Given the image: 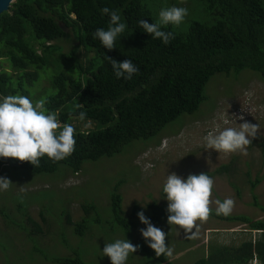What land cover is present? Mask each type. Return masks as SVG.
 <instances>
[{"label": "trees", "instance_id": "obj_1", "mask_svg": "<svg viewBox=\"0 0 264 264\" xmlns=\"http://www.w3.org/2000/svg\"><path fill=\"white\" fill-rule=\"evenodd\" d=\"M171 1L14 0L9 9L0 14V101L8 95H23L35 102L37 94L31 92L30 95L29 89L39 78L40 70L55 65V73L49 78L52 89L46 88L50 93L45 98L46 109L58 114L61 125L79 120L81 111L86 113L85 122L96 123L94 128L85 130L73 126L75 151L66 159L53 162L44 156L36 168L30 162L12 158L18 166L35 174H51L60 167L65 169L62 172L75 174L85 161L111 157L133 140L159 141L169 131L166 129L169 124L175 122L174 132L179 130L186 117H194L201 104L208 100L206 86L215 75L228 77L232 74L236 80L248 69L264 81V0H189L204 18L187 22L181 30L172 24L162 26V31L172 32L175 37L164 44L161 39H153L138 22L143 19L155 23L160 11L170 8ZM104 7L117 11L120 22L126 24L124 33L117 37L115 48L111 50L93 38L96 29L108 30L110 16L101 13ZM28 33L34 39H29ZM63 39L75 41L66 53L58 43ZM52 41L55 42L47 44ZM79 48L84 50L85 61L75 57ZM54 52L58 55L51 61ZM108 57L118 62L132 60L139 73L131 80L118 79ZM3 61L8 62L11 72L5 70ZM260 146L264 149V138ZM4 166H7V159L0 158V169ZM233 166L232 163L221 164L214 173L227 172ZM259 181V177L251 181V188ZM120 183L118 180L110 193L108 217L103 218L98 206L91 202L81 205L83 215L79 221L71 223L66 216L75 234L81 237L86 231L91 234L90 222L108 223V220L113 224L110 231L128 232L136 226L134 219H139L140 211H144L153 225L168 218V206L156 202L147 204L144 210L135 203L130 215H126L121 208L122 197L117 192ZM160 193L166 197L163 187ZM27 205H23L25 211L19 205L12 213L4 205L0 207V214L6 226H13V223L19 232L25 233L26 239L33 241V255L41 250L37 236L42 230L31 219ZM252 205L264 212V204H260L255 195ZM20 212V221H14ZM210 217L244 223L250 231H255L256 237L242 241L237 247H229L231 249L208 243L206 256L193 264H248L253 258L264 264V219L245 214L216 215L214 209ZM60 240L67 244L65 237ZM1 242L4 252L10 249L8 244L2 246ZM135 245L138 246L136 252L153 264H175L163 255L157 257L155 250L145 244ZM71 254L51 255L52 261L97 264L85 261L75 249Z\"/></svg>", "mask_w": 264, "mask_h": 264}, {"label": "rangeland", "instance_id": "obj_2", "mask_svg": "<svg viewBox=\"0 0 264 264\" xmlns=\"http://www.w3.org/2000/svg\"><path fill=\"white\" fill-rule=\"evenodd\" d=\"M172 6L188 9L184 21L176 26L180 30L184 29L187 22L204 18V14L189 0H184L183 3L181 0H172L170 7ZM27 37L34 39L30 33ZM58 43L62 47L61 51L66 53L75 41L63 39ZM37 51L40 52L39 49ZM57 55L54 52L50 60L53 61ZM75 57L85 61L84 50L79 48ZM62 65L67 67L63 62ZM3 67L11 72L8 62L3 61ZM54 68L40 70L39 78L34 82L33 88L29 89L30 95L31 92L37 94L35 102L45 100L50 94L46 88L51 87L49 78L54 75ZM258 77L248 69L243 70L236 80L232 74L228 77L213 76L205 90L208 100L201 104L205 108L200 106L194 117L187 116L179 130L174 132L175 122L169 124L166 128L169 131L159 141L133 140L111 157L103 156L96 161H85L81 170L75 174L62 172L65 170L62 167L51 174H35L20 166L1 167L0 177L10 179L12 184L9 190L0 191V207L5 205L12 213L19 205L25 211L23 205L28 203L27 212L42 232L37 236L41 250L32 255L33 241L26 239L25 233L19 232L13 223V226H6L0 214L1 245L10 246L6 252L0 247V264H58L52 261L51 255L71 256L73 249L87 262L111 264L110 258L104 256L102 251L106 243L121 239L129 240L134 245L149 246L140 231L142 228L146 229L147 225L137 218L134 219L137 220L136 226L128 232L119 229L110 231V226H113L110 220L108 223L90 222L88 230L91 234L86 231L82 237L75 234L71 224L66 221L67 215L71 223L79 221L83 215L81 205L85 202L94 203L103 218L108 217L110 193L118 180H121L117 189L122 197L121 208L126 215H130L135 203L143 210L151 202L168 206L166 197L160 192L167 176L173 172L186 179L190 174L212 171L209 174L214 180L210 197L212 209L217 207L216 200L232 198L235 201L232 215L245 214L254 219H264V212L252 205L253 195L260 204H264V149L260 146L264 138V81ZM241 116L243 119H240ZM245 121L259 125L257 137H249L252 144L247 147L246 155L239 152L224 154L205 147L204 138L209 132L216 134L218 130L227 127L239 129L240 124ZM70 124L80 130L96 126V123L89 120L85 122L74 119ZM231 163L234 166L229 171L214 173L221 164ZM256 177L260 181L251 188V181ZM20 214L21 212L14 221H20ZM25 224L31 229L30 223ZM154 226L167 234L166 244L173 252L169 259L175 264H193L206 256L208 243L231 249L229 247H237L242 241L256 237L255 231H250L244 223L212 217L199 225L198 235L194 239H188V234L182 228L170 225L167 219ZM62 236L67 240L65 245L60 240ZM239 253L241 252H237ZM41 254L50 257H42ZM129 257L126 264H153L138 252L131 253ZM248 264L260 263L253 258Z\"/></svg>", "mask_w": 264, "mask_h": 264}, {"label": "clouds", "instance_id": "obj_3", "mask_svg": "<svg viewBox=\"0 0 264 264\" xmlns=\"http://www.w3.org/2000/svg\"><path fill=\"white\" fill-rule=\"evenodd\" d=\"M183 2L184 0H181V3ZM101 13L110 16L109 27L108 30L96 29L93 38L111 50L115 48L117 37L124 33L126 24L120 22L121 17L115 10L104 7ZM187 15V8L172 6L162 9L155 23L141 19L138 25L151 34L153 39H161L164 44H168L175 37L172 32L162 31V26L167 27L169 24L179 26ZM108 59L118 79L131 80L134 74L139 73V68L130 59L122 62L111 57ZM57 116L56 112H49L46 109L43 99L34 103L23 95L4 97L0 101V158H15L20 162H30L38 168L44 156L53 162L71 156L76 145L75 128L67 123L61 125ZM78 118L84 121L86 113L79 112ZM240 119H243V116ZM258 129L259 125L245 121L240 124L239 129L227 127L218 130L216 134L209 132L204 138L205 147L224 154L239 152L246 155L247 147L252 144L249 137L256 138ZM11 184L10 179L0 177V191L9 190ZM213 187L214 180L205 173L190 174L186 179L174 172L168 175L163 186L168 201L167 222L182 228L188 234V239L196 238L199 225L206 223L212 214L210 197ZM215 204L216 215L229 216L235 207L232 198L216 200ZM137 215L140 221L147 225L146 229L142 228L140 231L149 246L155 250L156 256L171 257L173 252L166 244L167 234L154 226L144 211L138 212ZM137 248L138 246L129 240L117 239L113 243H106L102 251L104 256L110 258L111 264H126L129 255L135 253Z\"/></svg>", "mask_w": 264, "mask_h": 264}, {"label": "water", "instance_id": "obj_4", "mask_svg": "<svg viewBox=\"0 0 264 264\" xmlns=\"http://www.w3.org/2000/svg\"><path fill=\"white\" fill-rule=\"evenodd\" d=\"M14 0H0V14L4 11H7L9 9L10 4L13 2ZM62 29L66 30L65 25H62ZM7 159V165L9 166H18L19 163L15 160H13L12 158H6Z\"/></svg>", "mask_w": 264, "mask_h": 264}]
</instances>
